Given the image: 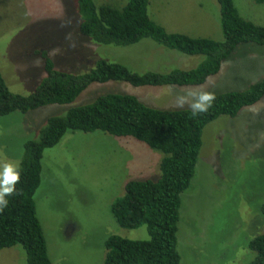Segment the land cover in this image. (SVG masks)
I'll return each mask as SVG.
<instances>
[{"label":"rangeland","instance_id":"obj_1","mask_svg":"<svg viewBox=\"0 0 264 264\" xmlns=\"http://www.w3.org/2000/svg\"><path fill=\"white\" fill-rule=\"evenodd\" d=\"M126 0H95L121 8ZM239 14L264 25V1L234 0ZM150 17L170 32L222 39L216 0H151ZM46 51L54 68L88 72L101 57L131 68L163 72L194 67L199 56L165 49L144 39L126 47L95 43L79 32L76 0H0V72L9 90L29 94L45 76ZM264 76V47L238 45L220 71L200 86H139L127 82L90 84L70 104H50L0 115V164H20L23 145L35 140L49 117L88 104L107 92L130 93L148 106L174 107L188 90L214 94L244 90ZM163 154L134 138L102 131L66 132L45 149L41 182L34 194L52 264H102L111 234L149 238L146 226H118L110 205L128 180H157ZM264 97L235 117L220 115L202 132L195 172L181 194L178 222L179 264H243L253 254L248 242L264 231ZM0 264H26L20 245L0 250Z\"/></svg>","mask_w":264,"mask_h":264},{"label":"trees","instance_id":"obj_2","mask_svg":"<svg viewBox=\"0 0 264 264\" xmlns=\"http://www.w3.org/2000/svg\"><path fill=\"white\" fill-rule=\"evenodd\" d=\"M219 5L221 40L170 32L150 17L151 0H126L121 8L97 5L95 0H76L79 32L102 45L126 47L144 39L168 50L199 56L188 69L138 71L122 62L99 58L82 74L54 68L46 51H35L43 59L45 76L29 94L13 93L0 72V115L27 112L50 104H70L93 83L127 82L131 86H200L216 75L222 63L240 44L264 47V25L243 18L234 0H216ZM264 0H257L263 2ZM207 113L192 117L190 109H158L130 93L107 92L92 102L70 107L64 116L49 117L35 140L23 145L19 164L22 194L9 197L0 213V250L20 245L26 264H52L43 228L36 212L34 194L41 182L45 149L58 144L68 131H102L119 138H134L159 150L157 180H128L123 194L111 203L116 224L132 229L146 226L149 238L133 240L117 234L104 241L102 264H179L178 222L181 194L195 172L204 127L220 115L235 117L264 97V76L244 90L216 93ZM264 214V203L261 206ZM252 258L243 264H264V231L248 242Z\"/></svg>","mask_w":264,"mask_h":264},{"label":"clouds","instance_id":"obj_3","mask_svg":"<svg viewBox=\"0 0 264 264\" xmlns=\"http://www.w3.org/2000/svg\"><path fill=\"white\" fill-rule=\"evenodd\" d=\"M216 95L208 91L188 90L176 94L174 107L190 109L192 117L207 113L212 108ZM21 181V170L18 164L6 161L0 164V213L9 206V197L22 194L17 185Z\"/></svg>","mask_w":264,"mask_h":264}]
</instances>
